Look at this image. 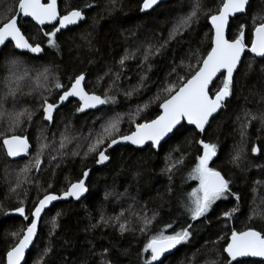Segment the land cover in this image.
I'll return each mask as SVG.
<instances>
[{
	"label": "trees",
	"instance_id": "obj_1",
	"mask_svg": "<svg viewBox=\"0 0 264 264\" xmlns=\"http://www.w3.org/2000/svg\"><path fill=\"white\" fill-rule=\"evenodd\" d=\"M13 2L14 0H0V13L10 8ZM142 2L143 0H117L116 8L109 11V0H58L62 14L66 10L81 8L85 13V20L78 27L57 33L58 51L45 44V50L38 58L31 59L28 54H23L21 58L28 67L36 64L41 71L43 67H49L66 85L69 83V76L74 77L84 72L86 90L102 94L114 79L112 73L120 71L117 62L125 50L139 49L135 59L125 62L126 67L121 72L119 81L112 87L111 94L117 96L118 108L134 106L138 99L147 101L156 94L166 78H173L168 76L173 63L178 66L177 70L181 74H187L190 60L195 64V60L191 59L190 48L204 52L210 47L212 32L207 15H201L199 22L193 24L183 36L169 42L161 55L150 58L149 62L153 67L147 72L145 90L140 96H133L128 100L123 92L139 81L143 49L149 43H162L168 37L174 22L189 10L194 0H170L147 14L140 11ZM250 2L251 8L247 16L241 15L230 20L229 39L237 34L241 23L250 31L253 16H264V0ZM88 3L96 6L87 8L85 5ZM201 4L207 13L218 7L219 0H201ZM29 22L21 21L25 34L34 43L45 41L43 33ZM260 22L258 18L256 23ZM51 28L44 29L47 31ZM9 49L12 53L15 52L11 45L4 50L0 55V68L5 67L1 63ZM181 60L184 62L183 69L179 68ZM98 77L103 79L98 82ZM213 86H221L220 78ZM27 87L35 88L36 94L28 97H24V94L17 95L15 107L17 110L28 108L33 112L31 121L24 118V124L28 121L24 132L31 137L32 151H35L36 138L41 133L49 140L55 133L59 140V133L69 122V131L77 139L67 146L65 151L69 155L60 161L59 167H54L57 162L53 161V166L46 167L42 173H34V183L26 184L18 190L19 198L25 200L26 211L32 209L37 196L43 195L49 182L53 187L47 190L59 193L68 187L69 182L81 179L85 170L91 171L87 181L88 194L82 201L58 203L45 212L39 223L37 239L27 254L25 264H35L45 246L51 249L44 257L45 264H101L102 261H107V264H143L144 257L149 255L142 251L148 235L163 229L166 223H172L178 231L181 226L191 222L183 214L179 200L192 190L193 185H198V181L191 180L188 176L195 167L196 157L203 151L196 143L200 139L218 145L217 157L213 158L215 163L211 166L222 169L223 174L232 181V191L239 194L241 199L237 202L233 196H229L217 201L207 214L205 223L193 222L190 242L179 245L164 264H206L216 259H219L220 264H225L226 253H222L221 246H226L232 230L245 231L252 228L264 233V125L259 119L248 121L245 117V112H251L257 117L264 113V58L257 59L247 52L244 54L241 66L234 76L233 95L226 100V107L206 127L205 133L200 134L188 128L183 135L172 137L158 149L117 147L109 152L110 161L102 168L95 167L94 154L82 160L80 156L73 157L70 153L79 144V151L83 154L89 130L97 131L106 117L97 110L77 113L75 108L78 103L70 101L54 114L55 124L49 126L47 121H43L39 108V91L43 84L36 81L35 85H31L30 82L29 85H23L22 91ZM3 90L0 86V92ZM5 108L12 111L11 99L5 104ZM158 113V107L153 104L142 113V118L154 119ZM245 123L248 126L243 128ZM6 126V122L0 120V130ZM122 128L127 131L130 126L125 123ZM253 146L259 150L256 154L251 152ZM241 147L243 152L239 167H234L229 163L230 154ZM181 155L185 158L184 163L173 170L170 180L169 173L164 169ZM6 159L0 151V206L3 208L0 211V260L5 258L6 251L13 242L9 233L17 230L22 223H27L13 211L18 203L17 196L9 192V181L14 183L13 176H8V180H5L3 175ZM26 160V157L21 159L19 166L8 165V173H16ZM23 189H27V197L24 196ZM119 197H124V206L117 202ZM237 203L239 211L232 219L225 220L223 214ZM129 204H133L132 212H128ZM253 208L260 214L249 219ZM153 211L158 213L156 221L148 233L141 234L136 230L140 226L138 217L145 213L151 216ZM57 212L61 213L58 217ZM120 213L123 215L119 222L127 221L133 231H126L123 235L119 232L118 222L110 218ZM102 216L104 220H108L107 224L101 219ZM53 217H56L57 225L54 230L51 225ZM167 231L171 233L172 229ZM241 260L247 264H264V258Z\"/></svg>",
	"mask_w": 264,
	"mask_h": 264
},
{
	"label": "snow or ice",
	"instance_id": "obj_2",
	"mask_svg": "<svg viewBox=\"0 0 264 264\" xmlns=\"http://www.w3.org/2000/svg\"><path fill=\"white\" fill-rule=\"evenodd\" d=\"M160 0H143L140 7L141 12L153 9ZM112 11L117 6V0H109ZM96 5L88 3L87 8H93ZM107 7V6H106ZM251 8L250 0H219L218 7L207 13L204 12L201 0H194L189 10L181 15L172 28L169 30L168 37L159 44L149 43L141 54L139 67V81L129 89L124 90L123 95L131 100L133 96H140L146 88L145 81L148 80L147 72L152 70L153 65L149 62L151 57L162 54L169 42L176 40L177 37L190 30L193 24L199 22L201 15H207L208 23L211 25L212 35L210 37V47L200 52L199 49L192 50L190 62L187 65V74H181L178 66L173 63L169 77L158 87L154 96H150L147 101L137 100L135 105H128L126 109L118 108L119 101L115 94H111L112 87L120 79L121 72L126 67V61L135 59L139 49L129 51L125 50L117 62L120 65V71L112 73L114 79L105 88L102 94L95 91H87L85 87L86 73L69 76V83L66 85L59 76L54 75L47 66L43 70L26 68L22 55L25 53L41 54L47 47L59 50L57 33L62 29H67L71 25H78L85 20V13L81 8L66 10L63 14L58 8V0H14L12 6L0 13V55L11 45L14 50L6 66L7 75L3 77L4 90L0 92V120L6 122V127L0 130V151L5 155V180H8V165L16 164L19 166L20 159L27 158L22 167H18L15 175V181H9V192L17 196L18 206L13 209L15 214L25 223L9 233L12 237V243L6 251V256L0 260V264H22L26 252L30 246H34V241L38 236V224L45 209L59 200L79 201L82 196L88 192L85 179L89 176L90 170L83 172V177L75 182H69L68 187L59 192H50L47 189L53 187L49 182L44 189L42 196L38 195L30 211H26L25 200L19 198L18 190L26 184H32L36 181V175L42 173L46 167L60 166V161L69 155L67 146L77 139L73 136L70 129V122L66 123L64 129L59 133V140L56 134H52L49 140L47 136L41 133L36 138L35 151H32L31 137L24 132V118L32 120L33 112L28 108L17 110L15 107L17 95L23 94L20 87V81L23 79L32 80V72L35 71V80L43 84L39 91V108L43 121L48 125L55 124V113L65 102H70V98H75L78 105L75 108L77 113H85L87 110L95 109L100 111L106 119L100 125V130L89 133L85 137L88 141L86 150L81 154L79 151L81 145L71 151L73 157L80 156L82 160L87 159L90 154L95 155V163L104 164L110 159L109 149L121 144H130L139 149H144L145 145L149 149H158L162 141L166 138L181 136L188 131V126H193L194 130L200 134L205 133L206 126L210 125L215 115L226 107V100L233 95L234 72L238 70L241 63L242 54L246 51L253 54L254 57L264 58V16L254 15L250 31L246 30V25L241 23L238 26L237 34L229 39L226 37V30L229 27L231 18H238L239 15L247 16ZM260 23H256L257 19ZM22 20H30L34 25L40 26L38 31L43 33L46 38L42 42H33L21 27ZM52 25L50 30H45L43 26ZM207 35V34H206ZM184 62L181 60L179 68L183 69ZM251 67V66H249ZM111 71V70H110ZM108 73H105L107 75ZM220 78L221 86L214 87L213 82ZM103 77H98L99 80ZM36 91L30 89V93ZM29 93V94H30ZM54 97V98H53ZM11 99L13 103L12 111L5 108V104ZM155 104L159 108V113L154 119L142 118V113L147 111L150 106ZM248 121L259 119L264 125V113L259 117L251 112H245ZM127 123L130 128L125 131L122 125ZM247 123L242 127L246 128ZM243 141L244 132H241ZM196 143L202 148V154L196 157L195 167L189 173L188 178L198 181V185L181 196L179 202L186 214L188 222L186 226H181L176 230L172 223H166L163 229H158L154 234L148 235L143 244L142 251L148 253L144 257L143 264H164L168 258L166 254H171L178 245L187 244L192 238L191 229L196 221L205 223L207 214L212 210L213 205L221 200L233 196L239 202L241 197L232 191L230 185L232 181L222 172V169L214 165V157H217L216 143L197 140ZM259 150L253 146L251 152L256 154ZM243 148L235 150L230 154L229 163L234 167H239V161L242 157ZM47 156V159H45ZM171 159V157H169ZM184 156L181 155L173 163L167 164L164 171L171 174L177 166H182ZM54 174V173H53ZM260 183V182H257ZM39 187V185H37ZM24 196L27 197V189H23ZM255 192V189H253ZM169 194L171 188L168 189ZM107 195V194H106ZM7 198V197H6ZM3 208L0 206V211ZM239 211V203L229 211L223 214L225 220L232 219L233 215ZM6 215L9 213H5ZM61 213L57 212L56 217ZM260 213L256 208L251 210L249 219ZM123 213L110 219L118 222V230L123 235L126 231H133L128 226V222H119ZM158 213L153 211L151 216L147 213L138 217L140 226L137 231L141 234L149 232L153 222L156 221ZM56 217L52 218V230L56 228ZM203 218V219H202ZM264 218V217H262ZM105 224L108 220H104ZM168 229H172L168 233ZM51 234V232H50ZM215 243V242H214ZM222 253H226L225 264H247L246 261L238 259L244 257L264 258V233L249 228L245 231L231 232L227 239L226 246H221ZM51 251L45 246L38 255L35 264H45L44 257ZM107 250H105V253ZM101 264H107L102 261ZM206 264H220L219 259L206 262Z\"/></svg>",
	"mask_w": 264,
	"mask_h": 264
},
{
	"label": "water",
	"instance_id": "obj_3",
	"mask_svg": "<svg viewBox=\"0 0 264 264\" xmlns=\"http://www.w3.org/2000/svg\"><path fill=\"white\" fill-rule=\"evenodd\" d=\"M168 1H170V0H160V2H159V4L158 5H156V6H154V8L155 7H157V6H159L160 4H162V3H166V2H168ZM58 8H59V4H58ZM151 11V9H149V10H147V11H145V12H142V13H144V14H146V13H149ZM239 16H241V15H239ZM30 21V20H29ZM33 24H34V22H32ZM81 24V22H79V24L78 25H71V26H69L67 29H62L63 31H66V30H68V29H73V28H75V27H78L79 25ZM230 24V23H229ZM210 25V24H209ZM36 27H40V26H37V25H35ZM44 28L45 27H52V25H45V26H43ZM210 28H211V25H210ZM228 35H229V27H228V29L226 30V37L228 38ZM247 52V51H246ZM245 52V53H246ZM244 53V54H245ZM248 53V52H247ZM25 54H28V55H31V56H35L36 57V54H31V53H25ZM43 54V52L41 53V54H38V56H40V55H42ZM244 54H242V58H241V63H242V60H243V57H244ZM250 55L251 56H253V54H251L250 53ZM254 57V56H253ZM255 58H257V59H263V58H259V57H255ZM241 63L238 65V69H239V67H240V65H241ZM238 71V70H237ZM236 71V72H237ZM236 72H234V75L236 74ZM219 78V77H218ZM217 78V79H218ZM216 79V80H217ZM216 80L213 82V84L216 82ZM85 83V82H84ZM70 100H75V101H77L75 98H70ZM78 102V101H77ZM66 103H68V102H65V104ZM93 110H95V109H90V110H88V111H93ZM159 110V109H158ZM221 111V110H220ZM219 111V112H220ZM219 112L215 115V117L219 114ZM207 127V126H206ZM188 128H192V129H194V127L193 126H188ZM170 139H168V138H166V140L165 141H162L161 142V145H163L164 143H166L167 141H169ZM160 145V146H161ZM120 146H131V147H133L134 149H139V148H136L135 146H133V145H130V144H121V145H117V146H114V149L115 148H117V147H120ZM147 145H145V147H146ZM144 147V148H145ZM113 149H109V152L110 151H112ZM17 159H20V158H17ZM110 161V159L107 161V162H105L104 164H100V165H98V164H96L95 163V167L96 168H102V167H104V166H106L107 164H108V162ZM87 170H90L91 171V169H87ZM90 171H89V174H90ZM81 178H84L83 177V174H82V177ZM88 178H89V176L87 177V178H84L85 179V183H86V185H87V181H88ZM87 194H88V192L84 195V196H82L81 197V199L79 200V201H77V200H72L71 198H69L68 200H59V201H55V202H53V204L52 205H50L48 208H46L45 209V211H44V213H42V217H43V215L45 214V212L47 211V210H49V209H51L53 206H55L56 204H58V203H67V202H70V201H73V202H80L82 199H84L86 196H87ZM41 217V218H42ZM40 223V222H39ZM38 232H39V224H38ZM37 239V238H36ZM36 241V240H35ZM35 241H34V243H35ZM33 246H30V249L26 252V255H25V259H24V261H22V264H24L25 262H26V257H27V254L29 253V251L31 250V248H32ZM178 247V246H177ZM177 249V248H176ZM176 249H173L172 250V252H171V254H166L168 257L169 256H171L174 252H175V250ZM6 256V255H5ZM244 258H251V259H263V258H260V257H244Z\"/></svg>",
	"mask_w": 264,
	"mask_h": 264
},
{
	"label": "rangeland",
	"instance_id": "obj_4",
	"mask_svg": "<svg viewBox=\"0 0 264 264\" xmlns=\"http://www.w3.org/2000/svg\"><path fill=\"white\" fill-rule=\"evenodd\" d=\"M12 53V51L9 49L8 51H7V54L4 56V58L2 59L3 60V62L1 63V66L2 65H5V67H3L2 66V68H0V69H2V75H0V79H1V83H0V86H1V88L2 89H4V84H3V82H2V80H3V77H5L6 75H7V73H6V66H7V63H8V61L11 59V58H13V53ZM25 67L26 68H32V69H37V65L36 64H31V66L30 67H28L26 64H25ZM3 71H4V73H3ZM32 76H35V71H33L32 72ZM33 79L35 80V77H33ZM31 82V80H28V79H23L22 81H20V87H21V89H22V87H23V84H25V85H29V83ZM35 83H36V80H35ZM35 83H31V85H35ZM30 89L31 88H29V87H27L25 90H23L22 92H23V96L24 97H28V96H31V95H34V94H36V92H37V90L36 91H32L31 93H30ZM30 93V94H29ZM27 123H28V121L27 122H25V124H24V127L27 125ZM100 130V128L97 130V131H99ZM96 132V131H95ZM13 174V175H12ZM4 176H5V174H3ZM15 175H16V173L15 172H12L11 173V175H10V173H8V176H13V179H14V181H15ZM196 187V185H193V188H195ZM117 202H121L122 203V205L124 206V203L123 202H125V199H124V197H119V199L117 200ZM128 212H132V210H133V204H129L128 205ZM134 212H135V210H134ZM137 220V219H136ZM122 222V221H121Z\"/></svg>",
	"mask_w": 264,
	"mask_h": 264
},
{
	"label": "bare ground",
	"instance_id": "obj_5",
	"mask_svg": "<svg viewBox=\"0 0 264 264\" xmlns=\"http://www.w3.org/2000/svg\"><path fill=\"white\" fill-rule=\"evenodd\" d=\"M250 1H251V0H250ZM142 3H143V2H142ZM141 5H142V4H141ZM155 8H156V7H155ZM155 8H153V9H155ZM153 9H151V11H152ZM151 11H150V12H151ZM150 12H149V13H150ZM146 14H147V13H146ZM234 18H235V17H234ZM231 19H233V18H231ZM231 19H230V20H231ZM28 21H29V20H28ZM30 22H31V21H30ZM31 23H32V22H31ZM208 24H209V23H208ZM209 26H210V25H209ZM37 28H38V27H37ZM45 28H50V27H45ZM38 29H39V28H38ZM15 51H16V50H15ZM30 56H31V55H30ZM240 66H241V65H240ZM239 68H240V67H239ZM236 73H237V72H236ZM234 76H235V75H234ZM218 79H219V78H218ZM218 79H217V80H218ZM217 80H216V81H217ZM84 84H85V83H84ZM70 101H75V100H70ZM75 102H77V101H75ZM77 103H78V102H77ZM66 104H67V103H66ZM66 104H64V105H66ZM64 105H61V106H64ZM158 109H159V108H158ZM87 111H88V110H87ZM158 111H159V110H158ZM89 112H90V111H89ZM219 113H220V112H219ZM212 120H213V119H212ZM212 120H211V121H212ZM191 129H192V128H191ZM170 140H171V139H170ZM170 140H169V141H170ZM167 142H168V141H167ZM130 147H131V146H130ZM146 147H147V146H146ZM132 148H133V147H132ZM137 150H138V149H137ZM19 160H21V159H19ZM82 200H83V199H82ZM82 200H81V201H82ZM230 235H231V233H230ZM230 235L228 236V238L230 237ZM178 246H179V245H178ZM5 255H6V254H5ZM169 257H170V256H169ZM239 259H251V258H239ZM24 264H25V263H24Z\"/></svg>",
	"mask_w": 264,
	"mask_h": 264
},
{
	"label": "flooded vegetation",
	"instance_id": "obj_6",
	"mask_svg": "<svg viewBox=\"0 0 264 264\" xmlns=\"http://www.w3.org/2000/svg\"><path fill=\"white\" fill-rule=\"evenodd\" d=\"M26 21H28V20H26ZM29 23H30V22H29ZM30 24H31V23H30ZM31 57H32L31 59H33V58H37V57H35V56H31ZM38 57H39V56H38ZM34 82H35V80L32 79V80H31V83H34ZM23 85H25V84H23ZM232 231H233V230H232ZM232 231H231V232H232ZM231 232H230V233H231ZM238 259H239V258H238Z\"/></svg>",
	"mask_w": 264,
	"mask_h": 264
}]
</instances>
